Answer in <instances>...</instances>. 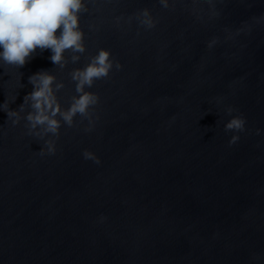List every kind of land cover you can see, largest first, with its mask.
<instances>
[{
    "label": "water",
    "instance_id": "1",
    "mask_svg": "<svg viewBox=\"0 0 264 264\" xmlns=\"http://www.w3.org/2000/svg\"><path fill=\"white\" fill-rule=\"evenodd\" d=\"M84 2L83 52L0 61V264H264V0ZM101 47L121 67L91 86L94 127L40 153L29 77L65 107Z\"/></svg>",
    "mask_w": 264,
    "mask_h": 264
},
{
    "label": "clouds",
    "instance_id": "2",
    "mask_svg": "<svg viewBox=\"0 0 264 264\" xmlns=\"http://www.w3.org/2000/svg\"><path fill=\"white\" fill-rule=\"evenodd\" d=\"M160 4L168 7L169 0H160ZM82 8H86L84 0H0V61L20 66L37 49H47L50 52L48 58L62 64L66 49L74 53L83 52L84 33L79 26ZM136 15L138 19L146 17L150 23L153 22L152 13L147 7L138 10ZM78 58L73 56V59ZM114 63L117 69L121 67L120 61L114 62L110 51L101 47L89 57L86 64L74 69L71 75L75 81V94L65 107L61 106L55 93L62 83L54 84L53 74L38 72L29 77L34 86L30 93L25 94V100L30 99L33 111L28 112L25 118L30 128L38 129V136L48 137L44 139L40 153H53L54 137L58 135L61 125L72 126L77 117L87 121L85 131L94 127L98 116L94 117L90 110L98 103L99 97L91 90V86L95 80L107 76ZM227 111L231 112V107ZM7 115L15 113L8 110ZM223 126L226 130H233L229 138L231 144L237 139V131L244 130L245 118L232 115ZM256 131L259 133L261 130ZM83 155L88 157L90 153L84 149Z\"/></svg>",
    "mask_w": 264,
    "mask_h": 264
}]
</instances>
